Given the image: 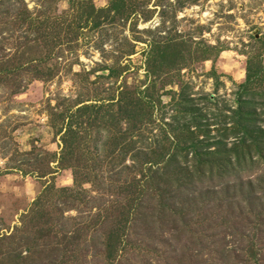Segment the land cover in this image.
Returning <instances> with one entry per match:
<instances>
[{"label": "rangeland", "instance_id": "obj_1", "mask_svg": "<svg viewBox=\"0 0 264 264\" xmlns=\"http://www.w3.org/2000/svg\"><path fill=\"white\" fill-rule=\"evenodd\" d=\"M119 3L0 0L1 67L22 58L0 80V264H253L248 240L264 251V0ZM149 43L167 49L151 64ZM91 102L74 155L96 180L79 186L55 160V125ZM190 142L211 162L179 149ZM167 146L173 161L158 155Z\"/></svg>", "mask_w": 264, "mask_h": 264}, {"label": "trees", "instance_id": "obj_2", "mask_svg": "<svg viewBox=\"0 0 264 264\" xmlns=\"http://www.w3.org/2000/svg\"><path fill=\"white\" fill-rule=\"evenodd\" d=\"M120 5L121 4L119 3V0H109V4L107 6L98 7V9L101 10V9L105 8L107 11L108 10H113V11L115 10L117 12V10L119 9ZM92 10H93V7H92V5H90L89 8H87V11H86L87 14H90V12H92ZM113 13H112L111 17L114 16ZM24 17H28V25H27V27H29L30 23L33 22V20L35 18L33 16L28 15V14H25ZM27 27H26V29H27ZM36 34L39 35V32H37ZM33 37L36 38L35 35ZM23 40H24V42L27 41V35L24 36ZM156 46L157 45H155V43H149L150 53H149V55L146 58V59H148L147 60L148 64H151L150 62L153 61L155 56H158V57L162 58V57H164V55L166 53L167 49H166L165 45H161V47H159V48L156 47ZM201 54H203V53H201ZM10 55H11L10 57L8 56L5 59H9V58L16 59V61L14 60V63H13L12 67H10L9 64L7 66L4 65L3 67H1V64H0V80H3L6 83L9 82L8 80H10L11 77H13V72L14 71H12V70L18 69L21 66V62L19 60L22 59V58L21 57L18 58V55L16 57H14V55H12V53ZM43 56H44V54H43V51H42L40 56L38 55L36 57H33V56H29V57H25V58L23 57V59H30V60H32V59H42ZM5 62L6 61H4V64H5ZM108 72L111 73L112 69H109ZM8 73H12V74L8 75ZM248 81H249V75L246 74V77H245L244 81L242 83H240V90H239L240 93L248 91V85H247ZM12 84L14 86L11 88V91H16L17 83L13 81ZM138 98H140V97H138ZM78 102H81V100H78ZM147 102H149V101H145V104H147ZM81 104L82 105L77 106L76 110L75 109L74 110L77 111V112H79V111L82 112V111H85L88 108H89V110H91L93 106L97 107V109H98V107H100L101 103L100 102L99 103L91 102V103H81ZM90 107H91V109H90ZM239 110H241V109H240V107L238 105V107L235 108V111H239ZM149 112L150 111H148L147 113L145 112V114H149ZM80 114H81L80 112H79V114H76V112H75L73 114V115H75V118L70 117V120L68 122H65V125H60V124L55 125L54 121H52V125H55L56 133H59V139H60V150H59L58 156L56 157L55 160L57 161V163L61 167H65V168H69L70 169L72 182L75 183V184H79V186L83 182L93 183L96 180L95 175H90L89 171H87V170H85L83 172L82 171L81 172L78 171L79 170V164H80L79 163V159H78L79 157L74 155V138L77 136V130H79V127L81 128V126H83V122H85V125H86V124H90L93 121V117H91V115L90 116L87 115V118H85V120L83 118L76 119V118H78V116ZM65 115L66 114L61 112V111L59 113L55 112V114L52 116V119L59 118L60 121H63V118H64ZM70 116H71V114H70ZM139 117H140V115H139ZM72 119H73V122L78 124L77 127H71ZM82 130H84V128ZM129 143L130 142L126 143L125 147H127V145ZM199 146H200V144H198V142H190L188 145H178L179 149H181V150L185 149L184 150V154L187 151L191 150V155L195 156V162L197 163L198 166H199V164L204 163V162L205 163L206 162H211V161H209V159H205V158L201 159L200 158L201 153L198 150ZM168 147L169 146H167V148L165 149L166 151H163V152L161 151L160 153H158V155L159 156H163L165 153H168L169 152V151H167ZM175 152L176 151L169 152L167 154L168 157H166V160L169 161V160L172 159V161H173L174 160L173 156L175 155ZM155 159L156 158L153 157V162L157 161ZM140 162H141L140 163V168H141V164L146 162V161H142V159H141ZM149 162H150L149 164L153 163L152 161H149ZM148 165H147V168H146L147 170H148V168H150ZM81 166L84 167L86 165H85V163H83V164L81 163ZM146 174H147V171H146ZM63 207L68 209V208H71L72 206H71V204H64ZM262 214H264V210L263 211L262 210H258V211H256L254 213V216L256 217V216L260 215V217H261ZM183 221L184 220H182V222ZM260 224H262V223H260ZM255 240H252V239L248 240L247 254L251 255V259H253V264H264V259H262L264 257V251H263V249H260L261 247H258L259 246L258 242L255 241ZM107 255L110 256V253H108ZM258 257H260V258H258ZM258 260H260V263H258ZM107 264H110V263L108 262ZM111 264H116V263H111Z\"/></svg>", "mask_w": 264, "mask_h": 264}]
</instances>
